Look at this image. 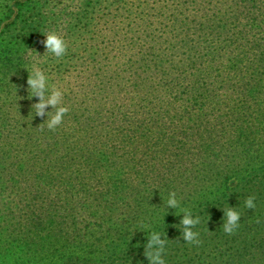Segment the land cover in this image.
<instances>
[{"label":"trees","instance_id":"trees-1","mask_svg":"<svg viewBox=\"0 0 264 264\" xmlns=\"http://www.w3.org/2000/svg\"><path fill=\"white\" fill-rule=\"evenodd\" d=\"M0 261L264 264V0H0Z\"/></svg>","mask_w":264,"mask_h":264},{"label":"clouds","instance_id":"clouds-1","mask_svg":"<svg viewBox=\"0 0 264 264\" xmlns=\"http://www.w3.org/2000/svg\"><path fill=\"white\" fill-rule=\"evenodd\" d=\"M45 46L46 49L54 54L56 57H61L64 55L67 45L65 43V40L62 36L56 34L55 32H48L45 34ZM27 84L29 88L34 92L37 88L43 89L46 87L45 85V77L43 74H41L39 71H36L35 76L30 75ZM63 95V92L58 89L54 88L51 90L50 95L47 97V99H40L38 103L35 104L36 107V114L41 115L45 114L43 112V109L45 108L46 105H51L53 108L56 109L55 113L50 116V118L47 120V126L49 129H52L59 125L62 122L64 114L68 111V108L65 106H58L59 105V98ZM48 113L46 115L48 116ZM49 117V116H48ZM167 203L169 205H175V201L172 199H168ZM245 206L246 207H254L253 203V198L249 197L245 201ZM239 216V212L234 211V210H227L226 211V223H225V231L227 233H231L234 231L237 227L238 224L236 223L237 219ZM193 221L189 219L188 217H185L183 219V224L184 225H189L192 224ZM185 239L191 240L194 233L189 231L188 229H185ZM156 236L153 234V240H155ZM153 259H158V257H153ZM0 264H3L2 261H0Z\"/></svg>","mask_w":264,"mask_h":264}]
</instances>
